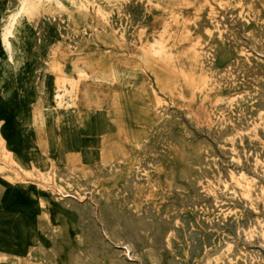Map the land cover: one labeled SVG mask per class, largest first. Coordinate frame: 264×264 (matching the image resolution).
<instances>
[{
	"label": "rangeland",
	"instance_id": "1",
	"mask_svg": "<svg viewBox=\"0 0 264 264\" xmlns=\"http://www.w3.org/2000/svg\"><path fill=\"white\" fill-rule=\"evenodd\" d=\"M22 3L26 9L10 58L4 32ZM263 53L264 0H0V126L10 128L41 162L18 168L0 141V209L14 208L8 216L0 214V230L8 232L19 211L30 208L34 236L23 255L0 249V264H264ZM12 101V108L3 107ZM130 127H139L140 133H131ZM69 130L72 135H63ZM130 136L132 148L111 166L112 156L101 155L100 146L119 139L129 146ZM54 142L65 148L81 145L76 157L60 160ZM56 216L73 226L64 238L70 245L68 259L58 250L63 240Z\"/></svg>",
	"mask_w": 264,
	"mask_h": 264
},
{
	"label": "bare ground",
	"instance_id": "2",
	"mask_svg": "<svg viewBox=\"0 0 264 264\" xmlns=\"http://www.w3.org/2000/svg\"><path fill=\"white\" fill-rule=\"evenodd\" d=\"M26 9V4L25 3H22V5H21V7H20V9H19V11L17 12V13H15L13 16H12V18H11V21H10V23H9V25H8V27L5 29V32H4V39H5V42H6V45H7V47H8V49L10 50V58H12V56H13V44L15 43V41L17 40V38H18V35L16 34V32L18 31V30H20V27L18 26V22H19V17L21 16V14H22V12L24 11ZM221 17V16H220ZM223 17V16H222ZM222 20V19H221ZM245 36V35H244ZM247 39V38H246ZM243 45H244V43H243ZM246 45V44H245ZM247 47V46H246ZM245 47V48H246ZM253 48V47H252ZM260 48V47H259ZM244 51V50H243ZM254 51V50H253ZM259 51V50H258ZM262 51V50H261ZM257 52V51H256ZM155 53V52H154ZM157 53V52H156ZM249 53H251V52H249ZM253 53H255V52H253ZM261 53V52H260ZM258 54V53H257ZM264 54V53H263ZM259 59V58H258ZM260 60V59H259ZM249 62V61H248ZM263 63V62H262ZM254 67V66H253ZM256 68V67H255ZM261 68V67H260ZM262 69V68H261ZM260 73H261V71H260ZM263 73V72H262ZM255 74V73H254ZM247 77V76H246ZM260 78V77H259ZM241 79V78H240ZM239 79V80H240ZM251 83V82H250ZM197 87V86H196ZM258 87V86H257ZM261 88V87H260ZM247 91V90H246ZM260 91V90H259ZM263 92V91H262ZM256 96V95H255ZM234 97V96H233ZM248 97V96H247ZM252 97V96H251ZM244 99V98H243ZM242 99V100H243ZM248 99H249V97H248ZM256 99V98H255ZM252 101V100H251ZM255 100H253L252 102H254ZM262 101V100H261ZM238 102V101H237ZM239 102H240V100H239ZM245 102V101H244ZM247 102H249L248 100H247ZM257 102H258V100H257ZM256 102V103H257ZM13 101L10 103V105L8 106H3L4 108H12L11 106L13 105ZM181 103V102H180ZM241 103V102H240ZM243 103V102H242ZM238 104V103H237ZM264 104V103H263ZM262 104V105H263ZM251 107V106H250ZM249 107V108H250ZM262 107V106H261ZM264 107V106H263ZM2 108V107H1ZM245 108V107H244ZM254 108V107H253ZM257 107H255V109H256ZM241 110V109H240ZM186 111V110H185ZM199 111V110H198ZM256 111V110H255ZM255 111L253 112L254 114H255ZM259 111V110H258ZM239 112V111H238ZM262 112H263V110H262ZM167 113V112H166ZM204 113V112H203ZM240 113V112H239ZM238 113V114H239ZM174 114V113H173ZM175 114H176V112H175ZM199 113H197V115H198ZM177 115V114H176ZM235 115H236V113H235ZM248 115V114H247ZM250 115V114H249ZM174 116V115H173ZM242 116V115H241ZM253 116V115H252ZM175 117V116H174ZM177 117V116H176ZM182 117V116H181ZM199 117V116H198ZM234 117H236V116H234ZM177 118H180V117H177ZM184 118V117H183ZM185 118H186V116H185ZM184 118V119H185ZM237 118V117H236ZM239 118V117H238ZM253 118H255V117H253ZM235 119V118H234ZM245 119V118H244ZM248 119H249V117H248ZM181 120V119H180ZM186 121H187V119H185ZM236 120V119H235ZM249 120H251V119H249ZM183 121V120H182ZM242 121V120H241ZM246 121V120H245ZM248 121V120H247ZM234 122V121H233ZM243 122V124H244V121H242ZM177 123H178V121H177ZM184 123H185V121H184ZM189 123H192V122H189ZM248 123H249V121H248ZM247 123V124H248ZM252 123V122H251ZM256 123V122H255ZM179 124H181V123H179ZM187 124V123H186ZM235 124V123H234ZM241 124V123H240ZM250 124V123H249ZM257 124V123H256ZM178 125V124H177ZM185 125V124H184ZM190 125V124H189ZM237 125V124H236ZM242 125V124H241ZM193 126H195V125H193ZM230 126V125H229ZM242 126H244V125H242ZM246 126V125H245ZM232 127V126H231ZM261 127V126H260ZM187 128V127H186ZM200 128V127H199ZM203 128V127H202ZM206 128V127H205ZM233 128V127H232ZM231 128V129H232ZM237 128V127H236ZM239 128V127H238ZM248 128H250V126L248 127ZM252 128V127H251ZM129 129H131V133H135L136 135L137 134H139L140 133V128L139 127H130ZM189 129V128H188ZM196 129V128H195ZM229 129V128H228ZM230 129V130H231ZM234 129H235V127H234ZM241 129V128H240ZM200 130V129H199ZM202 130V129H201ZM206 130V129H205ZM230 130H228L229 132H230ZM242 130V129H241ZM11 129L10 128H8L7 126H0V141H2V140H4L3 141V143H4V147L5 148H7L9 151H10V154H11V156H12V158H13V161H14V163L18 166V168H21V169H28V168H31V167H37L38 165H39V163H41V162H39L38 163V161H36V160H38V159H36V157H34V155H33V153H29V149L28 148H26L25 146H22V144H21V142H19V140H17L14 136H12L11 135ZM107 131V130H106ZM183 131V130H182ZM185 131H188V130H185ZM207 131V130H206ZM212 131V130H211ZM232 131V130H231ZM244 131V130H243ZM243 131H241V132H243ZM249 131V130H248ZM42 132V131H41ZM219 132V131H218ZM225 132H226V130H225ZM224 132V133H225ZM233 132V131H232ZM246 132V131H245ZM67 133H69L70 135H72V133H73V131L72 130H69L68 132H64L63 133V135H66ZM187 133V132H186ZM211 133V132H210ZM109 134V133H108ZM202 134H204V133H202ZM260 134V133H259ZM264 134V133H263ZM159 135V134H158ZM169 135H171V134H169ZM208 135H209V132H208ZM213 135V134H212ZM226 135V134H225ZM229 135V134H228ZM245 135V134H244ZM250 135V134H249ZM6 136H9L8 138H6ZM149 136V135H148ZM260 136V135H259ZM38 137V136H37ZM131 138L129 139V146H126V144L125 143H123L122 141H120V139L118 140V141H114V142H112V143H109V144H105V143H103L101 146H100V154L101 155H105V154H110L111 156H112V158L114 159H110V160H108L107 161V163H109L111 166L113 165L114 166V163H116V162H118V160H122L123 159V157L125 156V150H130L131 148H132V140H133V137L132 136H130ZM184 137V136H183ZM197 137V136H196ZM207 137V136H206ZM222 137V136H221ZM203 138V137H202ZM204 138H205V136H204ZM223 138V137H222ZM227 138H228V136H227ZM170 139V138H169ZM168 139V140H169ZM244 139V138H243ZM246 139V138H245ZM248 139V138H247ZM246 139V140H247ZM40 140V139H39ZM60 140V139H59ZM170 140H173V139H170ZM181 140H182V138H181ZM215 140V139H214ZM214 140H212V142L214 141ZM219 140V139H218ZM226 140V139H225ZM236 140V139H235ZM174 141V140H173ZM198 141V140H197ZM200 141H203V140H200ZM208 141V140H207ZM206 141V142H207ZM56 142H57V140H56ZM56 142H54L53 143V145L55 146V148H58L59 150H60V152L58 153V158H60V160H62V159H70V158H73V157H76V154L77 153H75L76 151V149L81 145L80 143H73L72 145H70V146H68L67 148H65V146L63 145V144H59V143H56ZM161 142H162V140H161ZM175 142H176V140H175ZM215 142V141H214ZM239 142V141H238ZM42 143V142H41ZM172 143V142H171ZM179 143V142H178ZM182 143H184V141H182ZM189 143H191V142H189ZM209 143V142H208ZM211 143V142H210ZM223 143H224V140H223ZM143 144V143H142ZM194 144H195V142H194ZM202 144V143H201ZM227 144V143H226ZM235 144V143H234ZM239 144V143H238ZM253 144V143H252ZM46 145V144H45ZM175 145V144H174ZM193 145V144H192ZM211 145V144H210ZM214 145V144H213ZM212 145V146H213ZM256 146H257V144H255ZM47 147H45V149L47 148L48 149V147H49V145L47 144L46 145ZM161 146V145H160ZM202 146V145H201ZM229 146H230V144H229ZM241 146V145H240ZM255 146V147H256ZM163 147V146H162ZM180 147V146H179ZM195 147V146H194ZM219 147V146H218ZM165 148V147H164ZM183 148V147H182ZM205 148H207V147H205ZM219 148H221V147H219ZM237 148H239L240 149V147H237ZM259 148V147H258ZM257 148V149H258ZM194 149H196V148H194ZM197 149H198V147H197ZM200 149V148H199ZM198 149V150H199ZM202 149V148H201ZM204 149V148H203ZM208 149V148H207ZM223 149V148H222ZM225 149V148H224ZM253 149V148H252ZM260 149V148H259ZM49 150V149H48ZM63 150L65 151V152H63ZM158 150V149H157ZM156 150V151H157ZM209 150H211V149H209ZM235 150H237V149H235ZM241 150V149H240ZM243 150V149H242ZM244 150H245V147H244ZM247 150V149H246ZM250 150H251V148H250ZM262 150H264V149H262ZM193 151H195V150H193ZM197 151V150H196ZM196 151H195V153H196ZM215 151V150H214ZM213 151V152H214ZM225 151V150H224ZM227 151V150H226ZM231 151V150H230ZM229 151V152H230ZM44 152V151H43ZM162 152V151H161ZM198 152V151H197ZM208 152V151H207ZM239 152V151H238ZM255 152V151H254ZM202 153V152H201ZM233 153H235V152H233ZM244 153V152H243ZM248 154H249V152H247ZM209 154V153H208ZM245 154V153H244ZM244 154H242L243 156H244ZM257 154V153H256ZM162 155V154H161ZM166 155V154H165ZM206 155V154H205ZM212 155V154H211ZM207 156V155H206ZM237 156V155H236ZM173 157H175V156H173ZM199 157H200V154H199ZM216 157V156H215ZM214 157V158H215ZM219 157V156H218ZM239 157V156H238ZM245 158V157H244ZM256 158H258V156L256 157ZM196 158H194V160H195ZM199 159H201V158H199ZM241 159V158H240ZM261 159V158H260ZM154 161V160H153ZM202 161H203V159H202ZM209 161V160H208ZM231 161V160H230ZM234 161V160H233ZM232 161V162H233ZM264 161V160H263ZM159 162V161H158ZM193 162V161H192ZM197 162V161H196ZM195 162V163H196ZM206 162V161H205ZM225 162H227V161H225ZM247 162H248V160H247ZM154 163V162H153ZM155 163H157V161L155 162ZM207 163V162H206ZM231 163V162H230ZM243 163H244V161H243ZM255 163V162H254ZM64 164H66L67 165V161L66 162H64ZM146 164V163H145ZM150 164H151V162H150ZM197 164H199V162L197 163ZM202 164V163H201ZM220 164H222V163H220ZM219 164V165H220ZM239 164V163H238ZM246 164V163H245ZM250 164V163H249ZM152 165V164H151ZM153 165H155V164H153ZM204 165H206V164H204ZM208 165V164H207ZM240 165V164H239ZM244 165V164H243ZM256 165V164H255ZM260 165V164H259ZM144 166H146V165H144ZM185 166V165H184ZM195 166H196V164H195ZM210 166V165H209ZM246 166V165H245ZM141 167V166H140ZM142 167H143V165H142ZM147 167V166H146ZM225 168H226V166H224ZM235 167V166H234ZM241 167V166H240ZM249 167V166H248ZM154 168V167H153ZM189 168H190V170H191V167L189 166ZM193 168V167H192ZM229 168V167H228ZM251 168V167H250ZM70 171H74V170H76V169H78V168H76V167H70V168H68ZM80 169V168H79ZM100 169V168H99ZM113 169V168H112ZM150 169H152V168H150ZM157 169V168H156ZM185 169V168H184ZM204 169V168H203ZM208 169V168H207ZM211 169V168H210ZM241 169V168H240ZM247 169V168H246ZM256 169H257V167H256ZM143 170V169H142ZM145 170V169H144ZM148 170V169H147ZM180 170H182V169H180ZM179 170V171H180ZM206 170V169H205ZM209 170V169H208ZM217 170V169H216ZM219 170V169H218ZM225 170V169H224ZM233 170V169H232ZM254 170V169H253ZM62 171V170H61ZM186 171V170H185ZM184 171V172H185ZM189 171V170H188ZM228 172H229V170H227ZM246 171V170H245ZM261 171V170H260ZM264 171V170H263ZM195 172V171H194ZM208 172V171H207ZM207 172H205V173H207ZM255 172V171H254ZM62 173V172H61ZM143 173V172H142ZM197 173H198V171H197ZM196 173V174H197ZM200 173V172H199ZM209 173V172H208ZM208 173H207V175H208ZM211 173V172H210ZM231 173V172H230ZM242 173V172H241ZM244 173V172H243ZM57 174V173H56ZM59 174V173H58ZM63 174H65V173H63ZM222 174V173H221ZM233 174H234V172H233ZM67 175V174H66ZM68 175H69V173H68ZM257 175V174H256ZM69 176H71V175H69ZM89 176V175H88ZM94 176H95V174H94ZM100 176V175H99ZM119 176V174H116V176H115V178H113V181H116V179H117V177ZM143 176V175H142ZM177 176H179V175H177ZM201 176V175H200ZM203 176V175H202ZM201 176V177H202ZM205 176H206V174H205ZM240 176V175H239ZM260 176V175H259ZM264 176V175H263ZM65 177V176H64ZM102 177V176H101ZM182 177V176H181ZM191 177V176H190ZM210 177V176H209ZM225 177V176H224ZM254 177V176H253ZM62 178V177H61ZM132 178H134L133 176H132ZM131 178V179H132ZM144 178V177H143ZM255 178V177H254ZM259 178H261V177H259ZM63 179V178H62ZM65 179H66V177H65ZM71 179V178H70ZM93 179H94V177H93ZM135 179V178H134ZM174 179V178H173ZM173 179H171V180H173ZM179 179H181L180 178V176H179ZM183 179V178H182ZM208 179V178H207ZM230 179V178H229ZM72 180V179H71ZM142 180V179H141ZM184 180V179H183ZM186 180V179H185ZM192 180V179H191ZM200 180V179H199ZM202 180H204V179H202ZM250 180V179H249ZM75 182H76V180H74ZM73 181V182H74ZM128 181V180H127ZM131 181V180H130ZM133 181V180H132ZM140 181V180H139ZM210 181V180H209ZM259 181L261 182V180L259 179ZM89 182V181H88ZM134 182H138V181H136V180H134ZM144 182V181H143ZM143 182H142V184H143ZM214 182V181H213ZM227 182V181H226ZM230 182V181H229ZM133 183V182H132ZM157 183V182H156ZM166 183V182H165ZM207 183V182H206ZM262 183V182H261ZM76 184V183H75ZM145 184V183H144ZM196 184V183H195ZM223 184H225V183H223ZM131 185V184H130ZM181 185V184H180ZM180 185H178V186H180ZM188 185H189V183H188ZM214 185H215V183H214ZM222 185V184H221ZM264 185V184H263ZM49 186V185H48ZM155 186H156V184H155ZM167 186V185H166ZM165 186V187H166ZM192 186H194V185H192ZM223 186V185H222ZM184 187V186H183ZM183 187H181V188H183ZM195 188H196V186H194ZM200 187V186H199ZM86 188V187H85ZM88 188V187H87ZM128 188V187H127ZM195 188H194V190H195ZM231 188V187H230ZM258 188V187H257ZM260 188H261V186H260ZM76 189H78V188H76ZM89 190H90V188H88ZM133 189V188H132ZM131 188H129L128 190L129 191H131L132 190ZM175 189H176V191H177V188L175 187ZM198 189V188H197ZM213 189V188H212ZM232 189V188H231ZM57 190H59V189H57ZM79 190V189H78ZM88 190V191H89ZM121 190V189H120ZM134 190V189H133ZM132 190V191H133ZM84 191V190H83ZM86 191V190H85ZM122 191V190H121ZM175 191V192H176ZM217 191V190H216ZM262 191H263V189H262ZM134 192V191H133ZM180 192V191H179ZM183 192V191H182ZM192 192H193V190H192ZM195 192V191H194ZM198 191H196L195 193H197ZM202 192V191H201ZM207 192V191H206ZM218 192H219V190H218ZM232 192V191H231ZM256 192V191H255ZM254 192V193H255ZM72 193V192H71ZM82 193H84V192H82ZM123 193H124V191H123ZM146 193V192H145ZM161 193V192H160ZM199 193V192H198ZM197 193V194H198ZM215 193H217V192H215ZM220 193V192H219ZM222 193V192H221ZM220 193V194H221ZM224 193H225V191H224ZM15 194V193H14ZM94 194V193H93ZM162 194V193H161ZM183 194V193H182ZM234 194V193H233ZM240 194V193H239ZM245 194V193H244ZM256 194V193H255ZM64 195V194H63ZM184 195V194H183ZM199 195H201V194H199ZM208 195V194H207ZM213 195V194H212ZM216 195H218V194H216ZM230 195V194H229ZM252 195H253V193H252ZM258 195V194H257ZM260 195V194H259ZM75 196V195H74ZM89 196H90V194H89ZM94 196V195H93ZM159 196H161L160 194H159ZM177 196V195H176ZM179 196V195H178ZM191 196H193V195H191ZM196 196V195H195ZM206 196V195H205ZM226 196V195H225ZM15 197H16V202H18L19 204H22V205H24L25 206V203L24 202H21V197H19L17 194H15ZM186 197V196H185ZM188 197V196H187ZM186 197V198H187ZM201 197V196H200ZM222 197V196H221ZM224 197V196H223ZM232 197V196H231ZM63 198H65V197H63ZM87 198V197H86ZM94 198V197H93ZM166 198V197H165ZM168 198V197H167ZM234 198V197H233ZM233 198H230L231 200L233 199ZM259 198V197H258ZM100 199V198H99ZM127 199V198H126ZM181 199H183V198H180V200ZM185 199V198H184ZM189 199V201H190V198H188ZM213 199V198H212ZM211 199V200H212ZM80 200V199H79ZM98 200V199H97ZM174 200V199H173ZM213 200H215V199H213ZM217 200V199H216ZM222 201H224L223 199H221ZM233 200H235V199H233ZM244 200V199H243ZM258 200V199H257ZM66 201V200H65ZM130 201V200H129ZM183 201V200H182ZM189 201H187V202H189ZM198 201V200H197ZM203 201V200H202ZM206 201H207V198H206ZM221 201V202H222ZM82 202V201H81ZM85 202V201H84ZM91 202V201H90ZM123 202V201H122ZM181 202V201H180ZM186 202V201H185ZM191 202V201H190ZM196 202V201H195ZM204 202V201H203ZM209 202V201H208ZM220 202V201H219ZM238 202V201H237ZM236 202V203H237ZM244 202H245V200H244ZM257 202V201H256ZM69 203V202H68ZM80 203V202H79ZM96 203V202H95ZM127 203V202H126ZM130 202H128V204H129ZM173 203V202H172ZM181 203H184V202H181ZM202 203V202H201ZM225 203V202H224ZM223 203V204H224ZM75 204V203H74ZM98 204V203H97ZM111 204V203H110ZM127 204V205H128ZM131 204V203H130ZM149 204V203H148ZM174 204V203H173ZM178 204V203H177ZM190 204V203H189ZM212 204V203H211ZM214 204V203H213ZM76 205H77V203H76ZM86 205V204H85ZM100 205V204H99ZM104 205V204H103ZM116 205V204H115ZM126 205V204H125ZM146 205V204H145ZM166 205V204H165ZM175 205V204H174ZM173 205V206H174ZM215 205V204H214ZM222 205V204H221ZM249 205V204H248ZM264 205V204H263ZM98 206V205H97ZM111 206V205H110ZM152 206V205H151ZM177 206V205H176ZM189 206V205H188ZM192 206V205H191ZM194 206V205H193ZM192 206V207H193ZM222 206H224V205H222ZM80 207V206H79ZM114 207V206H113ZM117 207V206H116ZM121 207H122V205H121ZM126 207V206H125ZM133 207H134V205H133ZM146 207V206H145ZM168 207V206H167ZM175 207V206H174ZM178 207V206H177ZM186 206L184 205V208H185ZM197 207V206H196ZM208 207V206H207ZM244 207V206H243ZM248 207V206H247ZM251 207V206H250ZM253 207H254V205H253ZM263 207V206H262ZM28 208V207H27ZM72 208V207H71ZM75 208V207H74ZM77 208V207H76ZM83 208H84V206H83ZM92 208V207H91ZM100 208H102L103 209V207L101 206ZM111 208V207H110ZM150 208V207H149ZM152 208V207H151ZM173 208V207H172ZM176 208V207H175ZM202 208V207H201ZM213 208V207H212ZM211 208V209H212ZM219 208V207H218ZM223 208V207H222ZM234 208V207H233ZM241 208V207H240ZM97 209V208H96ZM115 209V208H114ZM118 209V208H117ZM169 209V208H168ZM174 209V208H173ZM237 209H239V208H237ZM252 209V208H251ZM80 210V209H79ZM83 210V209H82ZM92 210H93V208H92ZM100 210V212L101 211H103V210H101V209H99ZM107 210V209H106ZM147 210H148V208H147ZM163 210H165V209H163ZM167 210V209H166ZM210 210V209H209ZM219 209H217V211H218ZM224 210V212H225V209H223ZM240 210V209H239ZM258 210V209H257ZM256 210V211H257ZM260 210V209H259ZM258 210V211H259ZM263 210V209H262ZM14 211V208H10V207H8V208H6V209H0V214H2V215H9V214H11L12 212ZM85 212L87 211V210H84ZM89 211V210H88ZM112 211H113V209H112ZM116 211V210H115ZM114 211V212H115ZM132 211H133V208H132ZM149 211V210H148ZM180 211V210H179ZM242 211V210H241ZM244 211V210H243ZM257 211V212H258ZM18 212V211H17ZM92 212V211H91ZM95 212V211H94ZM104 212V211H103ZM109 212V211H108ZM111 212V211H110ZM109 212V213H110ZM119 212V211H118ZM156 212V211H155ZM162 212V211H161ZM172 212V211H171ZM177 213V211H173V213ZM246 212V211H245ZM19 213L20 214H22L21 216H19V218H17V224L15 225V226H11L10 227V230L8 231V232H6V231H3V230H0V249L1 250H3V251H6V252H10V253H14V254H17V255H23L24 254V252H25V247H26V245H27V243L29 242V241H33V239H34V236H33V232H32V229H33V209H30V208H28V209H24L23 208V210H20L19 211ZM82 213V212H81ZM116 213V212H115ZM138 213H139V211H138ZM194 213V212H193ZM215 213V212H214ZM219 213V212H218ZM236 213H238V212H236ZM243 213V212H242ZM255 213V212H254ZM261 213H262V211H261ZM264 213V212H263ZM79 214V213H78ZM107 214V213H106ZM113 215H114V213H112ZM120 213H118V215H119ZM129 214V213H128ZM153 213H151L150 215H152ZM160 214V213H159ZM158 214V215H159ZM170 214V213H169ZM172 214V213H171ZM212 214V213H211ZM250 214V213H249ZM90 215V214H89ZM95 215V214H94ZM99 215V214H98ZM104 215V214H103ZM102 214H101V216H103ZM108 215V214H107ZM161 215V214H160ZM163 215V214H162ZM173 215V214H172ZM178 215H179V213H178ZM177 215V216H178ZM203 215V214H202ZM236 215V214H235ZM247 215V214H246ZM253 215H255V214H253ZM79 216V215H78ZM91 216V215H90ZM121 216V215H120ZM144 216V215H143ZM177 216H174V217H177ZM217 216V215H216ZM216 216H214V218L216 217ZM95 217V216H94ZM98 217H100V216H98ZM105 217V216H104ZM114 217V216H113ZM113 217H111V218H113ZM126 217H128V216H126ZM134 217V216H133ZM132 217V218H133ZM135 217H136V215H135ZM151 217V216H150ZM152 217H154V215L152 216ZM155 217H157L156 215H155ZM159 217V216H158ZM161 217V216H160ZM162 217H164V215L162 216ZM161 217V218H162ZM167 217V216H166ZM182 217V216H181ZM198 217V216H197ZM199 217H200V215H199ZM219 217V216H218ZM251 217V216H250ZM3 218H6V217H3ZM87 218V217H86ZM103 218V217H102ZM131 218V219H132ZM137 218V217H136ZM160 218V220H162ZM179 218V217H178ZM184 218V217H183ZM211 218H213V217H211ZM227 218V217H226ZM264 218V217H263ZM1 219H2V217L0 216V221H1ZM56 219H57V221H59V223H60V227H61V236H62V240L63 241H60L59 242V244H58V250H59V252L60 253H62L63 255H65V257L68 259V254L70 253V245L69 244H65L64 243V238L66 237V236H68V234L70 233V229L71 228H73V226H72V224H71V222L69 221V220H66V218L65 219H61L60 217H58V216H56ZM81 218L79 217V221H81L80 220ZM117 219H118V217H117ZM121 219V218H120ZM144 219V218H143ZM146 220H147V217L145 218ZM148 219H149V217H148ZM151 219V218H150ZM149 219V220H150ZM156 219V218H155ZM168 219V218H167ZM175 219V218H174ZM181 219V218H180ZM180 219H179V221H180ZM185 219H186V217H185ZM209 219V218H208ZM244 219V218H243ZM253 219V218H252ZM89 220H90V218H89ZM102 220V219H101ZM104 220V219H103ZM113 220V219H112ZM125 220H127V219H125ZM130 220V219H129ZM142 220V219H141ZM145 220V221H146ZM158 220H159V218H158ZM166 220V219H165ZM169 220V219H168ZM171 220V219H170ZM177 220V219H176ZM193 220V219H192ZM203 220H204V218H203ZM213 220V219H212ZM217 220V219H216ZM220 220V219H219ZM237 220V219H236ZM258 220H259V218H258ZM257 220V221H258ZM86 221V220H85ZM88 221V220H87ZM118 221V220H117ZM136 221V220H135ZM154 221V220H153ZM153 221H152V224H153ZM184 221V220H183ZM188 221V220H187ZM190 221V220H189ZM202 221V220H201ZM208 221V220H207ZM214 221V220H213ZM226 221V220H225ZM230 221H232V220H230ZM94 222V221H93ZM103 222V221H102ZM120 222V221H119ZM125 222L126 221H124V224L123 225H126L125 224ZM133 222V221H132ZM138 222V221H137ZM137 222H136V224H137ZM139 222H141V221H139ZM139 222H138V224H139ZM157 222L158 221H156V224H157ZM163 222V221H162ZM167 223L169 222V221H166ZM181 222V221H180ZM185 222H186V220H185ZM184 222V223H185ZM218 222H220V221H218ZM222 222H223V220H222ZM236 222V221H235ZM251 222V221H250ZM254 222V221H253ZM261 223H262V221H260ZM1 223V222H0ZM91 223H92V220H91ZM114 223V222H113ZM121 223H122V221H121ZM127 223V222H126ZM160 223V222H159ZM165 223V222H164ZM172 223H173V221H172ZM183 223V222H182ZM192 223V222H191ZM190 223V224H191ZM207 223V222H206ZM211 223V222H210ZM215 223V222H214ZM224 223V222H223ZM239 223V222H238ZM106 224V223H105ZM115 224V223H114ZM134 224V223H133ZM137 224V225H138ZM144 224V223H143ZM142 224V225H143ZM150 224V223H149ZM154 224H155V222H154ZM161 224V223H160ZM160 224L158 225V227L160 226ZM170 224H171V221H170ZM170 224H168V225H170ZM174 224V223H173ZM249 224V223H248ZM80 225V224H79ZM83 225V224H82ZM96 225V224H95ZM110 225V224H109ZM135 225V224H134ZM133 225V226H134ZM147 225H148V223H147ZM146 225V226H147ZM172 225V224H171ZM182 225V224H181ZM204 225V224H203ZM208 225V224H207ZM213 225V224H212ZM217 225V224H216ZM225 225V224H224ZM257 225H259V224H257ZM84 226V225H83ZM103 226V225H102ZM114 226V225H113ZM112 226V227H113ZM131 226H132V224H131ZM130 226V227H131ZM145 225H143V227H144ZM149 226V225H148ZM150 226H152V225H150ZM155 226H157V225H155ZM174 226V225H173ZM175 226H177V225H175ZM191 226V225H190ZM226 226H227V224H226ZM225 226V227H226ZM239 226V225H238ZM99 227V226H98ZM107 227V226H106ZM128 227H129V224H128ZM127 227V228H128ZM135 227V226H134ZM133 227V228H134ZM137 227V226H136ZM138 227H140V226H138ZM142 227V226H141ZM153 227V226H152ZM151 227V228H152ZM166 227H168L169 228V226H167L166 225ZM179 227V226H178ZM188 227V226H187ZM192 228H193V226H191ZM223 227V226H222ZM228 227V226H227ZM247 227V226H246ZM245 227V228H246ZM259 227V226H258ZM146 228H148V227H146ZM165 228V227H164ZM163 228V229H164ZM189 228V227H188ZM199 228V227H198ZM207 228V227H206ZM210 228V227H209ZM212 228H213V226H212ZM224 228V227H223ZM263 228V227H262ZM81 229V228H80ZM95 229H97V228H95ZM94 229V231H96ZM105 229V228H104ZM109 229V228H108ZM107 229V230H108ZM134 229H136V228H134ZM162 229V230H163ZM167 229V228H166ZM171 229V228H170ZM174 229V228H173ZM182 229V228H181ZM203 229V228H202ZM220 229V228H219ZM228 229H230V228H228ZM253 229V228H252ZM264 229V228H263ZM262 229V230H263ZM99 230V229H98ZM110 230V229H109ZM114 230V229H113ZM124 230V229H123ZM128 230V229H127ZM132 230V229H131ZM138 230V229H137ZM136 230V231H137ZM146 230V229H145ZM156 230H157V228H156ZM159 230L160 229H158V232H159ZM183 230V229H182ZM184 230H185V228H184ZM201 230V229H200ZM207 230V229H206ZM218 230V229H217ZM216 230V231H217ZM226 230V229H225ZM242 230V229H241ZM247 230V229H246ZM256 230V229H255ZM261 230V229H260ZM118 231V230H117ZM134 231V230H133ZM142 231V230H141ZM167 231V230H166ZM176 231V230H175ZM174 231V232H175ZM177 231H178V229H177ZM230 231H233V230H230ZM235 231V230H234ZM243 231V230H242ZM245 231V230H244ZM45 232H46V230H45ZM44 232V233H45ZM49 233H50V231H48ZM83 232V231H82ZM88 232V231H87ZM100 232V231H99ZM111 232H113V231H111ZM123 232H125V231H123ZM129 232V231H128ZM143 232V231H142ZM151 232H152V229H151ZM158 232H155V233H158ZM161 232V231H160ZM159 232V233H160ZM164 232L165 231H163V234H164ZM173 232V233H174ZM186 232H187V229H186ZM185 232V234H187ZM192 232V231H191ZM201 232V231H200ZM203 232V231H202ZM218 232V231H217ZM217 232H216V234H217ZM225 232V231H224ZM258 232V231H257ZM122 233V232H121ZM144 233V232H143ZM150 233V232H149ZM154 233V234H155ZM170 233V232H169ZM178 233V232H177ZM181 233V232H180ZM179 233V234H180ZM196 233V232H195ZM194 233V234H195ZM207 233V232H206ZM205 233V234H206ZM228 233V232H227ZM238 233V232H237ZM243 233V232H242ZM259 233V232H258ZM261 233H262V231H261ZM105 234V233H104ZM110 234V233H109ZM133 234H134V232H133ZM139 234H140V232H139ZM152 234V233H151ZM175 234V233H174ZM179 234H176V235H179ZM254 234V233H253ZM257 234V233H256ZM92 235V234H91ZM118 235V234H117ZM119 235H121V234H119ZM124 235V234H123ZM135 235V234H134ZM146 236H147V234H145ZM169 235V234H168ZM168 235H166V236H168ZM175 235V236H176ZM189 235V234H188ZM193 235V234H192ZM225 235V234H224ZM233 235H235V234H233ZM240 235V234H239ZM242 235V234H241ZM260 235V234H259ZM96 236V235H95ZM114 237V233H113V235H111V237ZM116 236V235H115ZM133 236V235H132ZM131 236V237H132ZM148 236H150V234H148ZM156 236H159V235H156ZM187 236V235H186ZM195 236V235H194ZM201 236V235H200ZM223 236V235H222ZM222 236H220V237H222ZM230 236V235H229ZM261 236V235H260ZM92 237V236H91ZM102 237H104V236H102ZM112 237V238H113ZM121 237V236H120ZM119 237V238H120ZM126 237V236H125ZM151 237V236H150ZM155 237V236H154ZM165 237V236H164ZM176 237H178V236H176ZM192 237V236H191ZM206 237V236H205ZM225 237V236H224ZM223 237V238H224ZM231 237V236H230ZM229 237V238H230ZM244 237V236H243ZM246 237V236H245ZM253 237H254V235H253ZM93 238V237H92ZM96 238V237H95ZM99 238V237H98ZM109 238V237H108ZM123 238V237H122ZM158 238H160V237H158ZM157 238V239H158ZM173 238V237H172ZM200 238V237H199ZM203 238V237H202ZM211 238V237H210ZM209 238V239H210ZM219 238V237H218ZM226 238V237H225ZM240 238V237H239ZM256 238H257V236H256ZM55 239V238H54ZM97 239V238H96ZM105 239V238H104ZM110 239V238H109ZM115 239L116 240H118V238H116L115 237ZM114 239V240H115ZM126 239V238H125ZM132 239H133V237H132ZM136 239V238H135ZM144 239V238H143ZM143 239H142V241H143ZM150 239V238H149ZM156 239V238H155ZM178 239V238H177ZM188 239H190V238H188ZM111 240V239H110ZM109 240V241H110ZM113 240V241H114ZM120 240V239H119ZM129 239H127V241H128ZM145 240V239H144ZM152 240H154L153 238H152ZM161 240H162V238H161ZM171 240V239H170ZM174 240H176V238L174 239ZM181 240V239H180ZM185 240V239H184ZM193 240V242H194V239H192ZM206 240H208V239H206ZM213 240V239H212ZM219 240V239H218ZM227 240V239H226ZM247 240H249V239H247ZM264 240V239H263ZM78 241V240H77ZM89 241H90V239H89ZM97 241V240H96ZM130 241V240H129ZM181 241H183V239L181 240ZM200 241V240H199ZM217 241V240H216ZM234 241V240H233ZM237 241V240H236ZM235 241V242H236ZM240 241H242V240H240ZM246 241V240H245ZM259 241V240H258ZM78 242H80V241H78ZM100 242V241H99ZM115 242V241H114ZM117 242V241H116ZM141 242V241H140ZM139 242V243H140ZM146 242V241H145ZM157 242V241H156ZM155 241L153 242V243H156ZM159 242V241H158ZM161 242V241H160ZM197 242V241H196ZM208 242V241H207ZM213 242V241H212ZM227 242H228V240H227ZM229 242L231 243V241L229 240ZM81 243V242H80ZM79 243V244H80ZM87 243V242H86ZM89 243V242H88ZM91 243V242H90ZM97 243H98V241H97ZM122 243V242H121ZM125 243V242H124ZM153 243H152V245H153ZM162 243V242H161ZM170 243H171V241H170ZM185 243L187 244V242L185 241ZM189 243H191V241L189 242ZM200 243L202 244V242L200 241ZM199 243V244H200ZM204 243V242H203ZM222 243H223V241H222ZM237 243V242H236ZM235 243V244H236ZM244 243V242H243ZM247 243V242H246ZM253 243V242H252ZM115 244V243H114ZM129 244H130V242H129ZM164 244V243H163ZM172 244H175V243H173L172 242ZM209 244H210V242H209ZM208 244V245H209ZM212 244V243H211ZM215 245H216V243H214ZM235 244H233V245H235ZM251 244V242L249 243V245ZM256 244H258V243H256ZM104 245V244H103ZM108 245V244H107ZM116 245V244H115ZM119 245V244H118ZM126 245V244H125ZM130 245H132V244H130ZM141 245H143L142 243H141ZM144 245H146V244H144ZM143 245V246H144ZM150 245H151V243H150ZM149 245V246H150ZM151 245V246H152ZM155 245H158V244H155ZM155 245L153 246L154 248H156V247H158V246H156L155 247ZM196 245V244H195ZM205 245V244H204ZM229 245H231V244H229ZM88 246V245H87ZM94 246V245H93ZM109 246H110V244H109ZM124 246V245H123ZM142 246V247H143ZM159 246H162V245H159ZM173 246V245H172ZM194 246V245H193ZM198 246V245H197ZM222 246V245H221ZM223 246H225L226 247V245H223ZM240 246V245H239ZM247 246V245H246ZM99 247V246H98ZM106 247H108V246H106ZM105 247V248H106ZM117 247V246H116ZM120 247V246H119ZM126 247V246H125ZM133 247V246H132ZM165 247V246H164ZM189 247H190V245H189ZM195 247V246H194ZM217 247V246H216ZM244 247V246H243ZM242 247V248H243ZM248 247V246H247ZM53 248V247H52ZM79 248V247H78ZM82 248V247H81ZM100 248V247H99ZM103 248V247H102ZM135 248V247H134ZM147 248V247H146ZM151 248V247H150ZM161 248H163V247H161ZM160 248V249H161ZM177 248V247H176ZM180 248V247H179ZM179 248H177V249H179ZM191 248H192V246H191ZM191 248H190V251L192 252L193 250H191ZM204 248V247H203ZM206 248V247H205ZM210 248H211V246H210ZM237 248V247H236ZM239 248V247H238ZM245 248V247H244ZM250 248V247H249ZM259 248H261V247H259ZM109 249V248H108ZM112 249V248H111ZM159 249V250H160ZM164 249V248H163ZM163 249H162V251H163ZM188 249V248H187ZM209 249V248H208ZM223 249V248H222ZM221 249V250H222ZM234 249V248H233ZM240 249V248H239ZM262 249V248H261ZM83 250V249H82ZM91 250V249H90ZM102 250V249H101ZM114 250V249H113ZM134 250V249H133ZM139 250V249H138ZM150 250H153V248L152 249H150ZM155 250V249H154ZM153 250V251H154ZM189 250V249H188ZM205 250V249H204ZM217 250V249H216ZM221 250H219V252H221ZM230 250V249H229ZM242 250V249H241ZM245 250V249H244ZM244 250L242 251V252H244ZM248 250V249H247ZM250 250V249H249ZM248 250V251H249ZM255 250V249H254ZM51 251V250H50ZM85 251H86V249H85ZM117 251V250H116ZM119 251V250H118ZM136 251V250H135ZM148 252H149V250H147ZM157 251H158V249H157ZM168 251V250H167ZM176 251H178V250H176ZM181 251V250H180ZM189 251V252H190ZM212 251V250H211ZM233 251V250H232ZM246 251V250H245ZM253 251V250H252ZM256 251V250H255ZM261 251V250H260ZM263 251V250H262ZM261 251V252H262ZM54 252V251H53ZM89 252V251H88ZM93 252V251H92ZM104 252V251H103ZM107 252V251H106ZM105 252V253H106ZM113 252V251H112ZM120 252V251H119ZM137 252V251H136ZM151 252V251H150ZM187 252V251H186ZM190 252V253H191ZM193 252H195V249H194V251ZM197 252H199V251H197ZM216 252H218V251H216ZM235 252V251H234ZM238 251H236V253H237ZM79 253V252H78ZM94 253H95V251H94ZM131 253V252H130ZM133 253V252H132ZM131 253V254H132ZM135 253V252H134ZM133 253V254H134ZM140 253V252H139ZM147 253V252H146ZM159 253H161V252H159ZM166 253V252H165ZM178 253V252H177ZM227 253V252H226ZM231 253H233V252H231ZM249 253L251 254L252 252L251 251H249ZM248 253V254H249ZM255 253V252H254ZM49 254V253H48ZM51 254V253H50ZM83 254V256H84V253H82ZM98 254V253H97ZM121 254V253H120ZM132 254V255H133ZM145 254V253H144ZM150 256H151V254L150 253H148ZM162 254V253H161ZM189 254V253H188ZM187 254V255H188ZM194 254V253H193ZM207 254H210V253H207ZM214 255H215V251H214V253H213ZM212 254V256H214ZM244 254V253H243ZM246 254V253H245ZM53 255V254H52ZM90 255H91V253H90ZM94 255V254H93ZM100 255V254H99ZM101 255H102V253H101ZM122 255H124V254H122ZM130 255V254H129ZM170 255V254H169ZM174 255V254H173ZM235 255H237V254H235ZM256 255H258V254H256ZM261 255V254H260ZM259 255V256H260ZM51 256V255H50ZM76 256V255H75ZM98 256V255H97ZM111 256V255H110ZM114 256V255H113ZM112 256V257H113ZM131 256V255H130ZM134 256V255H133ZM137 256V255H136ZM146 256H147V254H146ZM153 256V255H152ZM151 256V257H152ZM212 256H211V258H212ZM215 256H217V255H215ZM230 256V255H229ZM240 256V255H239ZM249 256V255H248ZM253 256V255H252ZM263 256V255H262ZM106 257H108V256H106ZM126 257V256H125ZM181 257V256H180ZM258 257V256H257ZM257 257H255V258H257ZM85 258H87V257H85ZM84 258V259H85ZM109 258V257H108ZM116 258V257H115ZM130 258H132V257H130ZM140 258V257H139ZM148 258H150V257H148ZM175 258V257H174ZM195 258V257H194ZM197 258V257H196ZM207 258V260H208V256L206 257ZM219 258V257H218ZM229 258V257H228ZM233 258V257H232ZM244 258V257H243ZM260 258V257H259ZM259 258H258V260H259ZM53 259H55V258H53ZM76 259V258H75ZM80 259V258H79ZM79 259H76V261L78 260V262H79ZM92 259V258H91ZM90 259V260H91ZM102 259V258H101ZM104 259V258H103ZM114 259V258H113ZM112 259V260H113ZM119 259V258H118ZM156 259H158V257L156 258ZM156 259H153V260H155L156 261ZM235 259V258H234ZM247 259V258H246ZM249 259V258H248ZM261 259V258H260ZM263 259V258H262ZM35 260V259H34ZM90 260H88V261H90ZM111 260V261H112ZM116 260V259H115ZM125 260V259H124ZM127 260V259H126ZM130 260V259H129ZM189 260V259H188ZM206 260V259H205ZM204 260V261H205ZM223 260H225V259H223ZM229 260V259H228ZM240 260V259H239ZM36 261V260H35ZM34 261V262H35ZM75 261V262H76ZM114 261V260H113ZM122 261H123V259H122ZM143 261V260H142ZM190 261V260H189ZM191 261H192V257H191ZM216 261V260H215ZM214 261V262H215ZM227 261V260H226ZM252 261V260H251ZM250 261V262H251ZM256 261V260H255ZM37 262V261H36ZM45 262V261H44ZM86 262V261H85ZM94 261H92V263H93ZM98 263H99V261H97ZM96 262V263H97ZM117 262V261H116ZM119 262V261H118ZM120 262H121V260H120ZM119 262V263H120ZM124 262V261H123ZM141 262V261H140ZM175 262H177V261H175ZM185 262V261H184ZM235 262H236V259H235ZM239 262V261H238ZM253 262V261H252ZM251 262V263H252ZM259 262V261H258ZM87 263V262H86ZM113 263V262H112ZM115 263V262H114ZM138 263H139V260H138ZM146 263V262H145ZM148 263V262H147ZM178 263H179V261H178ZM194 263V262H193ZM202 263V262H201ZM200 263V264H201ZM204 263V262H203ZM226 263V262H225ZM243 263V262H242ZM241 263V264H242ZM247 263H248V261H247ZM256 263V262H255ZM43 264V263H42ZM88 264V263H87ZM90 264V263H89ZM130 264V263H129ZM134 264H135V262H134ZM144 264V263H143ZM152 264H153V261H152ZM181 264H183V262L181 263ZM213 264V263H212ZM224 264V263H223ZM238 264H240V262L238 263ZM249 264V263H248Z\"/></svg>",
	"mask_w": 264,
	"mask_h": 264
}]
</instances>
